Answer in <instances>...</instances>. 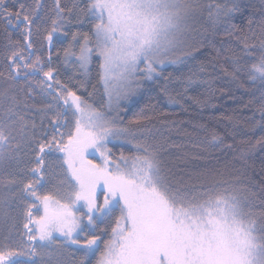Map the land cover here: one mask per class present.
<instances>
[{
    "label": "snow or ice",
    "instance_id": "snow-or-ice-1",
    "mask_svg": "<svg viewBox=\"0 0 264 264\" xmlns=\"http://www.w3.org/2000/svg\"><path fill=\"white\" fill-rule=\"evenodd\" d=\"M250 7L245 0L208 5V18L233 35ZM202 16L200 0H0V264H264V179L246 181L242 171L210 162L231 148L225 138L197 123L202 143L155 140L148 121L156 113L141 109L127 123L119 115L138 81L167 78L166 64L199 63L186 89L214 88L198 75L208 71L197 56L208 46ZM260 24L264 36V18ZM236 39L251 56L257 44ZM259 47L251 62L236 52L227 57L231 72L213 69L239 87L241 74L261 85L264 132V38ZM61 52L84 79L60 78L53 56ZM93 56L107 112L87 98ZM115 78L118 89L109 87ZM161 92L176 102L167 86ZM160 122L171 123L169 131L190 123ZM125 144L134 153L126 155ZM258 147L264 152V135L240 159ZM170 149L176 160L164 156Z\"/></svg>",
    "mask_w": 264,
    "mask_h": 264
},
{
    "label": "trees",
    "instance_id": "trees-1",
    "mask_svg": "<svg viewBox=\"0 0 264 264\" xmlns=\"http://www.w3.org/2000/svg\"><path fill=\"white\" fill-rule=\"evenodd\" d=\"M47 2L51 4V0H47ZM227 2L228 0H200L203 6L202 33L208 46L202 49L203 54L197 53V56L200 57V63L208 71L198 72V75L213 79L214 88L210 89L204 83H195L186 89L187 77L198 71L199 63L180 66L166 64L165 77L167 78H160L155 83L140 80L142 87L138 90V94L132 98L129 106L126 103L120 104L121 108L125 110L121 111L119 115L123 123H127L141 109L149 114L156 113V119L148 121V124L152 126L151 137L155 140L170 138L177 143L185 141L202 143L206 135L205 131L192 125L204 124L208 129L218 132L225 138L227 144L231 145V148L225 147L223 151L213 153L214 159L210 162L215 163L218 159L221 165L226 163L228 168L242 171L244 175L241 176V179L259 183L261 179H264V170H262L264 169V152L259 147L256 148L247 155L246 163L240 157L246 153L251 143L264 135L260 127V113L256 111L260 102L261 85L258 82L253 84L241 74L244 87H239L219 67L213 69V65H223L231 72V62L227 57L234 52L242 56V63L251 62L262 54L259 41L264 38L261 34L260 24L264 13L261 12V0H245V3L251 6L248 9V14L238 16L234 21L241 31L233 35H226L225 25H211L207 6ZM249 17L253 19L252 25L248 24ZM237 35L247 37L249 44H257L256 48L249 49L252 53L251 56L240 51ZM60 40L63 41V38ZM63 47H66L65 43H56L57 49ZM53 60L56 61L57 74L62 80L72 77L74 83L75 80L84 79L80 75L82 70L79 69L77 63L73 62L70 66L63 63L62 52L59 57L54 55ZM87 82L88 92L91 93L87 97L89 102L99 110L107 111V97L100 79L99 58L96 56L92 57ZM164 86H167L168 92L176 101L175 103H170L167 96L161 92V88ZM161 111L168 115L159 116ZM162 120L190 121V123H183L178 130L169 131L170 128H173L172 124H163L160 122ZM113 151L116 149L114 148ZM123 151L126 155H130L134 153L135 149L131 145L125 144ZM189 151L196 152L198 149L190 148ZM178 155L179 152L176 149H170L169 152L164 153V156L170 160H176Z\"/></svg>",
    "mask_w": 264,
    "mask_h": 264
},
{
    "label": "rangeland",
    "instance_id": "rangeland-1",
    "mask_svg": "<svg viewBox=\"0 0 264 264\" xmlns=\"http://www.w3.org/2000/svg\"><path fill=\"white\" fill-rule=\"evenodd\" d=\"M141 81H143V80H141ZM138 83L140 84V81H138ZM102 84H103V87H104V83H103V81H102ZM120 86H121V81H120L119 78L112 79V80H110V82H109V87L112 88V89H118ZM104 90H105V89H104ZM105 93H106V92H105ZM106 97H107V103H108V94H107V93H106ZM133 97H134V96H132V97L130 98V102L132 101V98H133ZM130 102H129V101H125V100H121V101H120V104H122V103H123V104L126 103L127 106H129V105H130ZM107 111H108V109H107ZM107 111H104V112H107ZM94 162L99 163V158L97 157L96 160H95Z\"/></svg>",
    "mask_w": 264,
    "mask_h": 264
}]
</instances>
